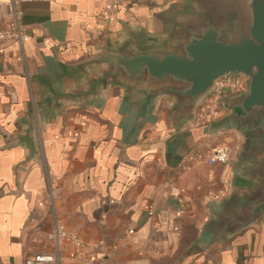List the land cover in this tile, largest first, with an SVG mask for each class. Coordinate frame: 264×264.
Here are the masks:
<instances>
[{
  "label": "crops",
  "instance_id": "1",
  "mask_svg": "<svg viewBox=\"0 0 264 264\" xmlns=\"http://www.w3.org/2000/svg\"><path fill=\"white\" fill-rule=\"evenodd\" d=\"M200 2L22 4L29 39L0 41V264L39 253L54 254L50 264H264V218L218 226L254 181L264 128L232 123L223 101L217 117L197 124L209 95L193 110L148 97L147 85L61 97L86 87L106 51L175 37ZM12 10L0 0V29ZM219 144L231 157L211 164ZM57 221L83 241L81 255L69 239L56 247L49 238Z\"/></svg>",
  "mask_w": 264,
  "mask_h": 264
},
{
  "label": "water",
  "instance_id": "2",
  "mask_svg": "<svg viewBox=\"0 0 264 264\" xmlns=\"http://www.w3.org/2000/svg\"><path fill=\"white\" fill-rule=\"evenodd\" d=\"M199 15L180 23L176 36L162 45L136 43L108 50L85 88L61 97H96L113 82L149 87L148 97L166 96L193 109L215 89L219 79L240 75L245 88L222 101L228 119L246 130L264 128V0H201ZM234 215L220 216V231L251 225L264 218V154L251 171Z\"/></svg>",
  "mask_w": 264,
  "mask_h": 264
},
{
  "label": "built area",
  "instance_id": "3",
  "mask_svg": "<svg viewBox=\"0 0 264 264\" xmlns=\"http://www.w3.org/2000/svg\"><path fill=\"white\" fill-rule=\"evenodd\" d=\"M31 0H11L13 10L11 18L0 29V41L5 44H17L29 39L28 34L21 25L23 18V3ZM119 2V0H115ZM245 88V83L240 75H227L219 79L215 89L208 96L206 101L199 107L196 116V123L202 124L217 117L221 107L222 97L224 94L234 95ZM231 147L227 144H219L212 147L209 154L211 164L227 163L231 157ZM56 247H60L66 239L73 242L77 255H81L84 248L83 241L76 233L68 231L62 222L57 221L54 230L49 234ZM56 259L54 254L39 253L29 257L25 264H50Z\"/></svg>",
  "mask_w": 264,
  "mask_h": 264
}]
</instances>
